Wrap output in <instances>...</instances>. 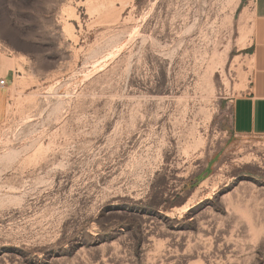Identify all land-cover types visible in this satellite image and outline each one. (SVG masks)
Returning a JSON list of instances; mask_svg holds the SVG:
<instances>
[{"label":"rangeland","instance_id":"1","mask_svg":"<svg viewBox=\"0 0 264 264\" xmlns=\"http://www.w3.org/2000/svg\"><path fill=\"white\" fill-rule=\"evenodd\" d=\"M249 2L0 0V264H264Z\"/></svg>","mask_w":264,"mask_h":264},{"label":"crops","instance_id":"2","mask_svg":"<svg viewBox=\"0 0 264 264\" xmlns=\"http://www.w3.org/2000/svg\"><path fill=\"white\" fill-rule=\"evenodd\" d=\"M251 35L249 56L252 61L251 84L246 93L237 97L230 111V127L238 136L264 135V0H250ZM13 73L8 57L0 53V124L8 108L7 85Z\"/></svg>","mask_w":264,"mask_h":264},{"label":"built area","instance_id":"3","mask_svg":"<svg viewBox=\"0 0 264 264\" xmlns=\"http://www.w3.org/2000/svg\"><path fill=\"white\" fill-rule=\"evenodd\" d=\"M0 86H1V87H4V86H5V80H4V79H1V80H0Z\"/></svg>","mask_w":264,"mask_h":264}]
</instances>
